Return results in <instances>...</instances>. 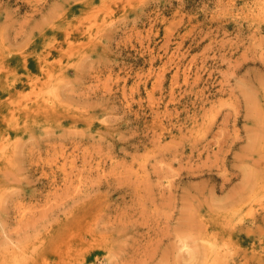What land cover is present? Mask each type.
<instances>
[{
	"label": "rangeland",
	"instance_id": "obj_1",
	"mask_svg": "<svg viewBox=\"0 0 264 264\" xmlns=\"http://www.w3.org/2000/svg\"><path fill=\"white\" fill-rule=\"evenodd\" d=\"M100 261L264 264V0H0V264Z\"/></svg>",
	"mask_w": 264,
	"mask_h": 264
},
{
	"label": "bare ground",
	"instance_id": "obj_2",
	"mask_svg": "<svg viewBox=\"0 0 264 264\" xmlns=\"http://www.w3.org/2000/svg\"><path fill=\"white\" fill-rule=\"evenodd\" d=\"M50 77H51L50 74H48V76H47V80H49ZM98 264H106V263H105V261H104V262H103V261H100Z\"/></svg>",
	"mask_w": 264,
	"mask_h": 264
}]
</instances>
